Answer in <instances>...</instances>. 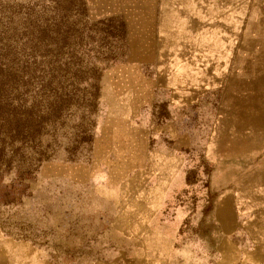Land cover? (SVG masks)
Masks as SVG:
<instances>
[{"label": "rangeland", "instance_id": "1", "mask_svg": "<svg viewBox=\"0 0 264 264\" xmlns=\"http://www.w3.org/2000/svg\"><path fill=\"white\" fill-rule=\"evenodd\" d=\"M196 6L0 0V264H264V0Z\"/></svg>", "mask_w": 264, "mask_h": 264}, {"label": "crops", "instance_id": "2", "mask_svg": "<svg viewBox=\"0 0 264 264\" xmlns=\"http://www.w3.org/2000/svg\"><path fill=\"white\" fill-rule=\"evenodd\" d=\"M178 2H187L189 4H196L197 8L202 9H214V10H226L236 11L227 16L229 20H233L231 23H242L243 10L249 9V0H176ZM174 2V0H173ZM239 11L240 14L237 12Z\"/></svg>", "mask_w": 264, "mask_h": 264}]
</instances>
